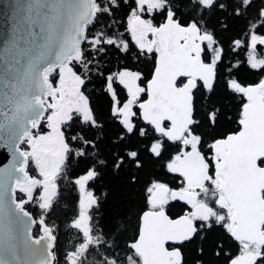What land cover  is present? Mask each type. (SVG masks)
Here are the masks:
<instances>
[{"label": "snow or ice", "instance_id": "snow-or-ice-1", "mask_svg": "<svg viewBox=\"0 0 264 264\" xmlns=\"http://www.w3.org/2000/svg\"><path fill=\"white\" fill-rule=\"evenodd\" d=\"M155 2L0 0V151L8 153L0 166V264H69L61 235L82 206L101 237L117 225L114 242L91 251L107 257L105 264H121V248L131 251L145 216L161 210L152 202L155 186L170 193L185 187L183 174L171 165L191 152L189 136L197 138L209 177L220 169L227 178L234 154L264 129V93L248 91L264 88V0ZM134 16L152 30L134 34ZM169 23L184 30L195 26L200 63L212 69L210 84L195 77L188 123L175 139L167 133L176 114L164 115L160 130L145 116L168 79L170 47L187 43L184 35H164L157 43L156 32ZM190 80L191 71L181 73L172 88L179 91ZM81 100L68 119L57 118L65 104ZM49 165L57 171L46 205L42 167ZM254 166L264 174V151L255 155ZM250 191L264 205V179ZM58 210L66 217L63 225ZM162 211L175 225L192 206L176 195ZM228 220L197 218L191 234L165 239L166 264H235L242 246ZM125 221L133 235L121 245L115 240L123 239ZM258 228L264 232V220ZM101 247L107 250L101 253ZM254 264H264V245Z\"/></svg>", "mask_w": 264, "mask_h": 264}, {"label": "water", "instance_id": "water-1", "mask_svg": "<svg viewBox=\"0 0 264 264\" xmlns=\"http://www.w3.org/2000/svg\"><path fill=\"white\" fill-rule=\"evenodd\" d=\"M131 23L134 34H137L138 30H143L144 32L152 30L147 22L140 21L136 16L133 17ZM0 25H2V20H0ZM3 31V27L0 26V34ZM164 35H184L187 38V43L183 49H177L174 46L170 47L168 79L163 85L159 100L150 106H146L145 116L156 123L158 130H160L159 124L162 117L176 114L178 117L177 122L174 123L167 133L171 138L175 139L182 135L188 123V113L191 111L189 90L194 84L195 77L197 75L203 76L206 83L210 84L212 69L210 66L200 63L199 44L194 43L197 37L195 26L184 30L178 28L175 24L169 23L164 29L156 32L157 43H160L161 37ZM138 43L142 46H149L147 40L139 37ZM190 50L197 52L195 58L187 55ZM189 71L192 72V80L179 91L173 89L172 80L177 75ZM263 89H250L248 91L256 93L257 91L261 92ZM216 148L217 154L220 155L221 144L218 143ZM261 151H264V129L258 130L256 135L234 154L227 178H225L220 169H218L217 174L221 178L218 190L224 194L232 208L229 217L231 233L238 241L256 243L258 245H264V235L258 228L259 222L264 220V205L257 203L250 190L252 186L264 179V174L259 173L254 166V157ZM7 159V150L0 151V166H2V163L7 162ZM157 192L159 190L155 191L153 195L156 196ZM172 195H179L188 203L193 204L192 193L189 191L180 190L179 193H172ZM162 198V194L158 195L156 203L159 204ZM160 209L145 216L141 239L132 249L142 259L143 264H166L167 254L164 253L162 247L163 241L165 239L183 238V236L191 234L192 231L193 220L188 215L174 225L164 216L163 208L160 207ZM256 256H258V253L253 252L250 257H243L241 261L236 260L235 264H254Z\"/></svg>", "mask_w": 264, "mask_h": 264}, {"label": "rangeland", "instance_id": "rangeland-1", "mask_svg": "<svg viewBox=\"0 0 264 264\" xmlns=\"http://www.w3.org/2000/svg\"><path fill=\"white\" fill-rule=\"evenodd\" d=\"M141 3H147L150 6H157L155 0H141ZM135 17V16H134ZM134 80V77H130L126 82L129 83L130 87L132 86V81ZM138 90L135 89L134 87L132 88V95L133 98L136 95V92ZM262 93H264V90H262ZM132 101H130L131 104ZM78 106H83V103L77 105L74 104L73 107H78ZM126 110H128L126 108ZM130 114V113H129ZM70 115V109H67V111H64V113L60 112L58 114V119H68ZM185 143H190L192 145V150L191 152L185 153L183 156V159L177 157L172 165L171 168L173 171L176 172H180L183 174V177L186 181V185L185 187H183V190H188L191 191L195 194H197L196 192V187L200 186L203 181L208 177L207 174V165L203 159V157L201 156V154L199 153V151H197L195 145L197 144V138L194 136H189L186 140ZM59 152L60 155L57 157L56 160V164L58 165L60 162H62L63 160V145H62V141L59 142ZM42 170L45 172V180L48 182L47 183V190L45 192V196H44V203L47 205L50 202V199L52 198V194L55 192V188H54V175L57 171V168L55 166H51L49 165L48 167H42ZM213 185L217 186L218 185V178L213 179ZM155 191L158 190H162V195L163 198L161 200V205L165 204L167 200H169L171 198L168 189L166 187H164L163 185H156L155 186ZM152 202L154 204L156 203V200L153 198ZM217 203L219 204V207L225 209L227 215L230 214L229 213V209L227 206V202L224 199L223 195H219L218 199H217ZM84 207L82 206V210L81 213L79 215V217L76 219V221H74V225L78 228H80L82 230V232L84 233L85 237L87 240L90 239L89 237V228H88V219L87 216L84 214ZM213 211L209 208V206H207L204 202L198 201L197 203L195 202V204L192 205V211L190 213H188V216L191 219H206L208 217H210L211 215H213ZM222 216L220 214H215V218L219 219ZM254 247H251V250ZM80 250V249H79ZM250 249H248L247 246H245L243 253L245 255H248V253L251 251ZM77 255V253H76ZM71 264H74V258L72 257L70 260Z\"/></svg>", "mask_w": 264, "mask_h": 264}, {"label": "trees", "instance_id": "trees-1", "mask_svg": "<svg viewBox=\"0 0 264 264\" xmlns=\"http://www.w3.org/2000/svg\"><path fill=\"white\" fill-rule=\"evenodd\" d=\"M216 55H218V52ZM212 181L213 178H210L208 175V177L202 183V189L198 188V190L200 191L199 199L207 206H209V208L213 211L214 214L210 217L213 219V221H215V214H220L222 217H228V215L225 209L219 207V205L217 204L218 193L216 192V187L213 185ZM66 203L68 204L69 209H71V200L66 201ZM57 216L60 219L61 224L63 225L64 221L66 220V217L63 214V210H58ZM78 217H75L74 220L69 222V227L66 231L62 232L61 235V247L64 251H68L71 253V255L68 257L69 264H71L70 260L72 257L74 258V264H105L107 257L98 255L96 252L91 251V249L96 245H100L101 243L106 246L114 242L115 236L119 235V233L115 231L117 225H112V231L105 232L104 237H101L96 229L95 224H92L90 229L88 221L90 239L87 240L82 230L74 225V221H76ZM120 231L124 233L123 239L115 240V242L123 245L124 241L131 238V236L133 235L132 225L125 221V227L120 229ZM239 242L242 246V252L245 243L241 241ZM251 247H253V245H251ZM255 247L256 251H258L260 255V246L256 245ZM106 250V247L100 248L101 253ZM86 252L88 253L87 255H85ZM121 255L124 257V259L121 261V264H140L139 257L132 250L129 251L126 247L121 248Z\"/></svg>", "mask_w": 264, "mask_h": 264}, {"label": "flooded vegetation", "instance_id": "flooded-vegetation-1", "mask_svg": "<svg viewBox=\"0 0 264 264\" xmlns=\"http://www.w3.org/2000/svg\"><path fill=\"white\" fill-rule=\"evenodd\" d=\"M264 90V89H263ZM261 93H262V90H261ZM81 103H83L82 102V100L80 101V104ZM73 105L74 104H65L64 106H63V108H62V110H61V112L62 113H64V111H67V109H72L73 108ZM215 178H218V185L217 186H215L216 187V192L218 193V196L219 195H223V197H224V199L226 200V198H225V196H224V194L222 193V192H220L218 189H219V182H220V180H221V178L219 177V176H215ZM202 184L200 185V186H197L196 187V192H197V194H195V193H193V192H191V191H189V192H191L192 193V199H193V204H195V202L197 203L198 201H201L200 199H199V194H200V191L198 190V188L199 189H202ZM181 190H183V189H181ZM184 191H188V190H184ZM168 192H169V190H168ZM162 193V190L160 189L159 190V192H157L156 193V196L155 195H153V198H154V196H155V200H157V198H158V195H160ZM169 194H170V196H171V198L169 199V200H171L172 198H173V195H172V193H170L169 192ZM217 199H218V197H217ZM186 201V200H185ZM202 202V201H201ZM226 202H227V206H228V209H229V213L230 214H228V218L230 217V215H231V212H232V208H231V206L229 205V203H228V201L226 200ZM160 204V207H162L163 208V205H161V202L159 203ZM191 206L193 205V204H191V203H189ZM218 204V203H217ZM219 205V204H218ZM188 215V214H187ZM190 218V217H189ZM192 220H194V219H192ZM228 223H229V230H230V221L228 220ZM263 233V235H264V232H262ZM241 242H244V241H241ZM245 243V245L243 246V251H244V248H245V246H247L248 247V249H250L251 250V245H253V249L248 253V255H245L244 253H243V251L241 252V254H240V256L236 259V260H238V261H241L242 260V258L243 257H250V255H251V253H253V252H257L258 253V255H259V252L258 251H256V245L257 246H260V245H258V244H256V243H248V242H244ZM138 256V255H137ZM139 257V256H138ZM139 262H140V264H143V262H142V259L139 257Z\"/></svg>", "mask_w": 264, "mask_h": 264}]
</instances>
